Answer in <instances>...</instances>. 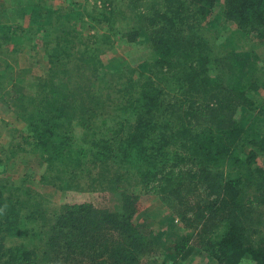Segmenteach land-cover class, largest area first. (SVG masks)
<instances>
[{
	"label": "trees",
	"instance_id": "16d2710c",
	"mask_svg": "<svg viewBox=\"0 0 264 264\" xmlns=\"http://www.w3.org/2000/svg\"><path fill=\"white\" fill-rule=\"evenodd\" d=\"M221 2L243 34L264 39V0H93L84 21L106 29L63 27L46 44L49 76L30 88L16 79L10 94L28 129L18 146L42 159L40 181L113 202L50 208L25 179L0 171V264H143L157 240L135 220L139 189L186 229L162 264L195 253L206 264H264V80L254 51L214 55L202 28ZM30 5L19 13L41 26L72 14ZM118 13L129 42L148 40L152 65L139 77L122 69L114 82L102 55L120 32ZM17 26H5L3 44L23 32Z\"/></svg>",
	"mask_w": 264,
	"mask_h": 264
},
{
	"label": "rangeland",
	"instance_id": "374dc122",
	"mask_svg": "<svg viewBox=\"0 0 264 264\" xmlns=\"http://www.w3.org/2000/svg\"><path fill=\"white\" fill-rule=\"evenodd\" d=\"M92 1L0 0V35H5V26L9 24L14 26L16 23L17 27L23 31L6 41L4 47L0 48V158L3 160L0 171L5 172L18 183L25 179V184L40 192L47 199L49 207L55 209L64 203L82 202H91L97 207H105L113 201L110 193L61 190L40 181L45 166L37 153L24 151L18 146L22 141V136L28 133V129L24 120L18 115L22 108L13 102L10 93L15 89V82L19 79L26 87L30 88L36 77L49 76L50 49L46 44L52 43L55 40L54 37L62 33L58 32L60 29L74 26L82 32L83 36H89L96 30L101 32L106 29V26L90 28L91 22L84 21L83 11L87 8L92 9ZM130 1L132 0H127V4ZM42 3L49 4L56 12L61 10L63 13L72 10V14L58 17L60 23L56 26H52L51 21L49 22L50 16H46V26H41L37 23H30L19 13L23 6L28 9L30 4ZM218 11L217 17L210 24L202 25L203 35L213 47L214 55L223 57L228 54L229 50L240 53L254 51L258 56L257 69L262 70V72L258 70L257 75L264 80V39L243 34L234 22L225 17L222 2ZM129 13L130 11L127 9V14ZM127 14H117V30L120 32L114 36L112 47L105 49L102 55L104 63L102 74L114 82L119 79L122 69L128 72L132 68L134 76L139 77L142 73L147 72L152 65L151 48L146 37L143 35L137 41L129 42L122 34V31H127ZM63 19L66 20L63 22ZM46 29L49 30L50 35ZM2 39H0L1 44L3 43ZM252 120L253 118L250 121ZM257 125L264 131V119L258 120ZM76 133H81L80 127ZM12 153L14 155L9 159L8 157ZM262 161L264 162V160ZM138 193L140 199L137 204L138 213H136L135 220L140 223L144 222L146 229L151 232V237H155L157 240L156 252L152 256L144 257L143 264H162L167 260L168 245L175 240L178 233H183L186 229L179 218L158 196L142 189H139ZM206 259L202 253H195L189 257L187 262H175L173 259H169L166 264H206Z\"/></svg>",
	"mask_w": 264,
	"mask_h": 264
},
{
	"label": "crops",
	"instance_id": "0c3cea01",
	"mask_svg": "<svg viewBox=\"0 0 264 264\" xmlns=\"http://www.w3.org/2000/svg\"><path fill=\"white\" fill-rule=\"evenodd\" d=\"M3 44V43H2ZM5 43L2 45V47H4Z\"/></svg>",
	"mask_w": 264,
	"mask_h": 264
}]
</instances>
